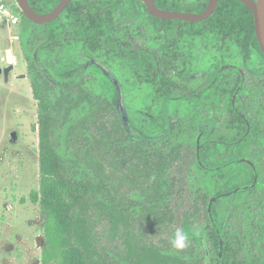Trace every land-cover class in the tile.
Instances as JSON below:
<instances>
[{
    "label": "trees",
    "instance_id": "trees-1",
    "mask_svg": "<svg viewBox=\"0 0 264 264\" xmlns=\"http://www.w3.org/2000/svg\"><path fill=\"white\" fill-rule=\"evenodd\" d=\"M29 1L35 10L47 13L61 0ZM155 1L162 9H181L166 0ZM203 7L204 4L200 8ZM20 12L30 24H35L21 9ZM126 14L147 16L154 35L152 48L136 45L128 28L121 26ZM180 22L150 15L142 0H73L57 19L35 24V29L22 36V46L33 71V94L39 102L41 164L46 175H65L68 188L79 192L75 197L77 207L71 216L72 235L74 243L82 251V264H202V259L188 252L190 245L187 240L183 249L172 244L176 233L172 197L177 191L169 170L180 158L182 143L167 148L163 144L156 146L154 142L168 137L179 125L178 96L182 90L196 93L197 87L203 84L207 87L218 70L206 62L209 57L206 52L198 64L187 65L190 75L195 76L189 87L183 89L174 75H166V72H176V53L168 59L164 57L163 49L167 47L176 51L177 36L181 32L177 31L176 25ZM184 23L183 32L189 41L194 38L199 42L207 41L212 29L232 37L244 33L248 56L255 49L264 54L255 31L254 13L241 0H221L208 19ZM165 32L170 42L168 46L164 43ZM43 51L65 53L75 63L74 67L63 66L62 63L64 68L59 72L48 68L41 59ZM78 52L103 57L102 62L97 58V64L101 63V68L115 76L119 82L121 105L128 113H138L140 124L134 118H125L121 124L95 134L91 132V119L87 113L75 116L82 104L87 102L93 106L95 101L90 94L75 96L71 93V89L81 86L82 82L85 83L83 88L91 86L84 82L88 64L79 63ZM64 58L65 55L63 62ZM190 75L188 73L185 79ZM215 87L217 85L203 95L208 96ZM198 100L199 97L182 100L188 111L181 116L198 111L195 110ZM234 115L240 122L227 118L219 130L228 134L221 138L231 143H199L198 167L213 171L222 183L212 194L204 192L200 195L192 221L196 220L198 213L207 220L203 238L205 257H210L214 251L216 258L206 264H264V260L254 254L247 258L240 255V249H245V246L242 239L227 228L226 216L220 208L222 203L249 195L255 186L213 200L214 196L253 184V164L259 168L254 159L252 162L242 161V156H238L255 146L253 138L256 136H252L257 130L252 126L243 141L234 143L248 130L246 118L237 112ZM151 120L158 122L156 133L138 130L145 128V121ZM212 123L210 118L199 123L200 134H203L201 139L211 137L213 130L209 125ZM215 149L224 157L212 160L211 153ZM243 166L250 168L251 176L238 183L236 171ZM261 183L260 179L257 185ZM60 201L56 200L58 206L55 210L62 206ZM210 204L216 225L210 216Z\"/></svg>",
    "mask_w": 264,
    "mask_h": 264
},
{
    "label": "rangeland",
    "instance_id": "rangeland-1",
    "mask_svg": "<svg viewBox=\"0 0 264 264\" xmlns=\"http://www.w3.org/2000/svg\"><path fill=\"white\" fill-rule=\"evenodd\" d=\"M1 3L20 12L17 0H0ZM126 15L121 26L128 28L135 44L152 48L154 35L147 16ZM35 24H30L22 15L20 22L14 24L0 13V264H82V251L74 243L72 235L71 216L77 207L75 197L79 192L68 188L65 175H46L41 164L39 102L33 94V71L22 46V36L35 29ZM15 35H19V39H15ZM76 57L80 64H88L84 82L91 86L83 88L85 83L82 82L81 86L72 88L71 93L75 96L90 94L95 101L93 106L87 102L82 104L75 116L87 113L91 119V132L95 134L121 124L125 118H134L140 124L141 116L128 113L121 105L119 82L115 76L101 68V63L97 64V58L102 62L103 57L99 54L88 56L83 52H78ZM41 59L48 68L57 72L63 70L62 63L71 68L75 64L61 51H43ZM10 65L14 68L6 71ZM124 93L129 94L128 91ZM155 109L157 111L158 107ZM181 114L178 113L177 117L179 125L169 136L154 142L156 146L163 144L167 148L182 143L180 158L169 170L177 191L172 197L174 229L186 236L190 245L188 252H193L202 259V264H206L216 258L214 251L210 257H205L203 238L207 220L198 213L193 222L192 214L200 195L204 192L212 194L222 180L213 171L198 167L199 139L203 134L199 133L196 122L214 113L208 112V108H199L196 112ZM249 116L262 123L264 131V111L252 112ZM145 122V128L138 130L151 134L157 132L158 122ZM257 140L258 137L253 138L255 146L245 152L262 169L264 181V142ZM210 158L219 160L223 153L215 149ZM236 172L238 183L251 176L247 166ZM57 199H61L62 206L55 210ZM220 208L226 216L227 228L234 231L245 246V249H240V255L245 258L250 254L264 255V183L256 184L247 196L222 203Z\"/></svg>",
    "mask_w": 264,
    "mask_h": 264
},
{
    "label": "flooded vegetation",
    "instance_id": "flooded-vegetation-1",
    "mask_svg": "<svg viewBox=\"0 0 264 264\" xmlns=\"http://www.w3.org/2000/svg\"><path fill=\"white\" fill-rule=\"evenodd\" d=\"M166 1L167 3L171 2L181 7V9L173 11L202 12L206 9L211 0ZM203 4L204 7L200 8ZM167 10L172 9L168 8ZM181 21L182 22L177 23L176 25L177 31L179 32V30H181L180 34L177 36L176 51L168 49L167 47L163 49V55L168 59H172L173 56L171 57V54L176 53V57H174V63L177 66L176 72H166V75H174L176 79H178L183 89L185 86L189 87L194 83L195 76L190 75L191 72L188 71L187 65L193 66L198 64L201 59H204L206 52L209 53V57L207 58L206 62L213 64L214 69H218L213 81L210 82L207 87H205V84L197 87L196 93L184 89L182 90L183 93L178 96L180 102L178 104L177 110L179 113H186L188 111L182 100L190 97H199V104L195 102V110H199V108H208V112L213 111L214 113L207 118H210L213 122L209 125L213 130L210 133L211 137L205 139L200 138L199 143L203 141V143H231L230 140L221 138L224 135L227 137L228 134L222 133L219 130L222 129V124L227 118H232L236 122H240L238 117L234 115V113L236 112L241 114L242 117L246 118L248 130L240 140L234 141V143L243 141L245 137H247L251 132L252 126L257 130V132H255L252 137H258L257 142H264V131L262 130L261 125L262 123L254 119L251 121L250 119L252 118L251 116H249V113H259L264 111V54L255 49L252 55L248 56L247 38L244 33H241V35L239 36L232 37L231 34H219L217 32H214V30L212 29L207 41L203 39L199 42L196 40V38L189 41L186 39L187 35H185V33L183 32V29L185 28L184 22L199 23L204 20L199 22H191L185 20ZM164 43L165 46H168L170 44V42L168 41L167 32H165ZM188 73L190 76L185 79ZM214 85H217V87L213 88L208 96L205 97L203 95L204 92ZM232 88L234 89L233 93H231ZM207 119H200L196 122V127L198 128L199 133H201L199 129V123H202V121H205ZM236 127L237 125L235 124L234 128ZM245 154L246 152H243V154H238L239 157L242 156L240 160L252 162L253 159L248 158L247 154ZM254 169H256L259 174L258 182L261 179V182L264 183L263 179L261 178L262 169L260 168V166L259 168L256 167ZM263 230L264 229L262 228V231ZM259 257L264 260V255Z\"/></svg>",
    "mask_w": 264,
    "mask_h": 264
},
{
    "label": "water",
    "instance_id": "water-1",
    "mask_svg": "<svg viewBox=\"0 0 264 264\" xmlns=\"http://www.w3.org/2000/svg\"><path fill=\"white\" fill-rule=\"evenodd\" d=\"M72 1L73 0H61L59 4L52 11L47 13H41L32 7L29 0H17L19 7L23 11V13L36 24H45L57 19ZM142 1L147 5L148 13L157 18L180 19L191 22H199L211 16V14L216 9L220 0H211L208 6L206 7V9L203 10L202 12H185V11L167 10L160 8L156 4L155 0H142ZM241 1L244 4H246L254 13L256 35L261 45V48L264 52V0H241ZM13 68L14 66L10 65L8 66L6 71H10ZM200 148L201 146L199 147V150ZM198 156H199V151H198ZM253 166L254 168H256L255 165ZM258 177L259 174L255 169V182L253 184L240 186L230 192L218 196H214L213 200H217V198L223 197L225 195H231L241 189L245 190L249 187H254L258 182ZM211 206L212 204L209 205L210 216L212 218L214 225H216V222L212 214ZM222 247H223V239L221 240V249Z\"/></svg>",
    "mask_w": 264,
    "mask_h": 264
},
{
    "label": "built area",
    "instance_id": "built-area-1",
    "mask_svg": "<svg viewBox=\"0 0 264 264\" xmlns=\"http://www.w3.org/2000/svg\"><path fill=\"white\" fill-rule=\"evenodd\" d=\"M0 13L6 16L14 24H18L20 22L21 12L15 10L13 7L5 3L0 4ZM14 38L19 39V35H15Z\"/></svg>",
    "mask_w": 264,
    "mask_h": 264
},
{
    "label": "clouds",
    "instance_id": "clouds-1",
    "mask_svg": "<svg viewBox=\"0 0 264 264\" xmlns=\"http://www.w3.org/2000/svg\"><path fill=\"white\" fill-rule=\"evenodd\" d=\"M185 241L186 236L182 232L177 230L175 233V237L172 241L173 246L177 249H183L186 246Z\"/></svg>",
    "mask_w": 264,
    "mask_h": 264
}]
</instances>
